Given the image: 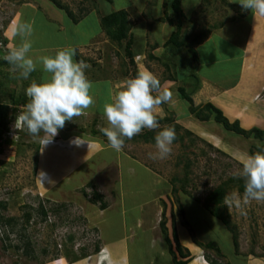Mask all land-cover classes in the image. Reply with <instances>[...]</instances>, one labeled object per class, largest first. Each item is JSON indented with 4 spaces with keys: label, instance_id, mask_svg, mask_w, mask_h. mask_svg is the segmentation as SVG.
Returning a JSON list of instances; mask_svg holds the SVG:
<instances>
[{
    "label": "rangeland",
    "instance_id": "obj_1",
    "mask_svg": "<svg viewBox=\"0 0 264 264\" xmlns=\"http://www.w3.org/2000/svg\"><path fill=\"white\" fill-rule=\"evenodd\" d=\"M62 1L74 12L82 11L78 9L82 6V0ZM83 1H90L100 6V9L106 8V14L119 7H130L129 20L135 40L132 49L137 56L135 64L130 63L126 55L125 41L119 44L105 33L98 34L101 30L100 13L95 9L87 14L88 10L84 11L86 15L75 23L49 0H0V43L7 41L0 55L2 59L8 49L16 45L15 36L9 28L14 23L13 19L22 15L21 21L32 23L34 28L30 37L32 48H44L41 56L54 55L59 50L57 47L63 44L72 48L89 45L82 53H86L85 56L91 60L87 68L89 70H85L87 75L103 78L111 74L113 77L111 85L106 81H92L94 106L73 121H66L65 127L59 129L46 146L42 147L39 140L33 139L26 131L15 128L16 117L24 107L9 114V130L3 133L0 140V217H15L17 221L8 225L0 220V264L70 263L75 257L82 256V251L86 255L96 253V247L108 241L107 236L122 235L130 223H135L141 217L145 218L146 223L148 220L150 223L153 221L157 234L147 239L151 232L135 227L133 238L130 239L133 240L130 255L132 264H149L152 257L159 256L160 238L164 239L160 226L164 212L169 220L167 226L170 232L176 227L177 219H184L183 225L192 229V235L204 243H217L223 257L214 250L206 252L219 264H248L255 258L264 262V202L252 201L244 205L243 209L235 206L228 209L226 206L232 223L237 226V250L229 228L194 198L204 199L222 181L239 176L243 160L252 155L251 149L256 150L264 142L229 131L214 120L200 121L189 113V103L180 98L178 88L184 86L190 92L196 86L195 78L180 76L189 74L192 53L186 47H164L177 28L176 23L172 25L166 18L167 11L172 15L171 0ZM181 4L186 15L183 30H187L191 38L223 20L233 22L230 20L232 17L237 19L252 12L230 0H182ZM51 11H54L52 15ZM93 37L102 46L99 50H95V42L90 44ZM155 43L160 46L157 54L153 50ZM225 49L229 48L222 47L217 41L212 46L203 47V52L209 59L215 58L216 53L221 57ZM35 54L30 52L34 59ZM138 54L142 55L141 58ZM92 61H98L101 67H96ZM164 61L171 66L169 72L178 75L177 82L166 79L169 72ZM11 67H1L0 99L13 107L11 94L25 92L32 80L42 82L47 74L43 72L42 65L37 63V70L25 80L19 70L13 72ZM135 70L152 72L160 82L166 83L162 90L172 93L171 101L159 106L155 113L162 118L170 117L172 121L159 123L160 129L154 131L170 126L175 129L176 136L184 135V139L173 141L172 152L165 159L150 158L149 154L157 151L155 144L145 143L136 137L125 139L123 149L116 152L109 147L107 137L100 131L108 126L106 118L102 116L104 104L114 100L127 80L135 76ZM202 71L211 76L218 74L212 67H204ZM235 71L231 70L230 73ZM245 114H249V111L244 109L237 116ZM262 116L263 113L260 118ZM175 124L182 128L176 129ZM250 125L242 126L246 129L253 125L264 128V120L250 122ZM183 127L190 130L191 134L185 133ZM146 131L149 130L145 129L142 133ZM66 138L74 142L60 141ZM77 138L87 143L77 146ZM41 173L46 178L42 179ZM184 185L190 193L183 191ZM96 191L105 197V208L100 202L93 203L90 200ZM231 193L240 192L232 188L228 195ZM1 203H5L6 207ZM40 204L47 210L45 220L40 213ZM180 205L184 208V215L180 212ZM27 213L31 214L28 223ZM100 224L105 242L100 234ZM27 241L32 243L36 259L25 253ZM164 246L168 248V243L162 242L161 247ZM165 259L158 257V262Z\"/></svg>",
    "mask_w": 264,
    "mask_h": 264
},
{
    "label": "clouds",
    "instance_id": "obj_2",
    "mask_svg": "<svg viewBox=\"0 0 264 264\" xmlns=\"http://www.w3.org/2000/svg\"><path fill=\"white\" fill-rule=\"evenodd\" d=\"M230 2H238L243 9L264 16V0ZM33 32L32 23L14 22L12 33L20 38V42L10 47L3 58L12 66L11 71L19 70L25 80L37 70V63L42 65L43 72L47 74L42 82L32 80L25 89L27 103L17 115L15 123L18 131H26L33 139L39 140L43 147L51 143L58 130L65 127L66 121H73L93 107L95 99L91 95L92 82L85 71L89 65L83 60L74 59L75 48L64 47L52 56L44 55L34 60L30 55L33 46L30 37ZM171 99L172 93L161 89L160 80L152 72L140 71L129 78L114 100L103 107L108 126L100 131L107 137L109 147L120 152L125 139L131 140L145 129H160L156 110ZM154 139L157 151L150 153V158L165 159L172 152L176 131L173 127H164L156 132ZM75 143L79 146L87 142L77 138ZM239 176L244 180L243 192L224 197L228 209L233 206L243 209L244 205L252 201L264 202V151L247 156L242 162ZM40 177L46 178L44 173Z\"/></svg>",
    "mask_w": 264,
    "mask_h": 264
},
{
    "label": "crops",
    "instance_id": "obj_3",
    "mask_svg": "<svg viewBox=\"0 0 264 264\" xmlns=\"http://www.w3.org/2000/svg\"><path fill=\"white\" fill-rule=\"evenodd\" d=\"M81 3L82 6L79 7L78 9L82 11L81 12L75 11L76 15L80 16L82 12L88 10L86 12L87 14L90 10L95 9L100 13L99 15V20H100V16L106 14L107 12L106 8L100 9V6L97 7L90 1L82 0ZM123 9L128 10L129 13L130 7ZM115 10H121V9L119 7L118 9ZM52 13H54V11H51V15ZM86 14L84 13V16ZM21 16L22 15H19L17 19L15 20L13 19V21L14 22L21 21ZM12 25L10 26L9 30L12 29ZM101 33H104L102 29L98 34ZM6 37L9 38L10 40V37L8 36ZM94 37L92 38V42H90V44L95 42V44H97L95 50H99L100 47L102 46L98 40L97 41L95 40ZM14 38H15L14 39L15 44L16 45L19 44L20 38L19 37H14ZM217 41L220 42V44H222V47H227L229 49H225L221 57H219V54L216 53L215 58L211 57L208 59L207 54L203 52V47L207 48L208 45L212 46L214 42ZM156 44L158 46L155 48L153 47L154 54H157L158 52L157 50L159 49L158 47H160L158 43H155L154 45ZM88 46L84 47L82 45H76V47L73 48H78L79 53L82 54L85 49L89 48ZM64 47H69V46L63 44L62 46L57 47V49H62ZM42 50H44V48H35V47L32 48L31 52L37 53L35 54V59H37L42 55L41 54ZM196 50L199 58V62L197 64L195 71L196 78L198 79L196 80V83H198V85L196 86V88L193 89V91L192 90L190 91L193 99L195 100L194 101L195 104L199 105V104H205L207 102H213L215 105L220 107L229 117H231L230 119H235V120L239 119L242 125H244V127L251 126L250 122H254V121L260 122L261 120H264V109H263L264 108V18L259 14H253L252 12H249L247 16L245 15L244 17H237V19L234 20L233 22L231 21L226 22L224 26L218 29H213V31L209 34V36L202 43L196 46ZM85 55L86 53L84 54V56ZM138 56H140L141 58L142 55L138 54ZM136 58L137 56L135 57V60H137ZM92 62L95 63L94 65L96 67L99 68L101 67V64L98 61L96 62L92 61ZM105 62L107 63V61ZM88 65L90 66V63ZM105 65L106 64H102V66ZM214 65H218V66L215 67ZM204 67H212L214 71L218 72V74L216 76L205 74V72L202 71ZM108 69H109V64L107 70ZM234 69H236V71L234 73H230V71ZM110 71L109 73H111ZM106 73H108V71ZM87 77L91 82L94 80L99 82L106 81L109 82L110 85H111V80L113 78L111 74L106 75V77L103 78H96V77L94 78L89 75H87ZM244 109L249 111V114L247 115L245 114L242 117L237 116L238 112ZM261 113H263V116L260 118ZM102 116H104L105 118L104 114H102ZM254 126L255 125H253L252 127ZM71 137H77V136H71ZM66 139H60V141L63 140L68 142H74V140H72L71 138H69L70 140L69 139L66 140ZM88 142H91V140L88 139ZM179 208L181 212L183 206L180 205ZM183 220L177 219V221H175L176 224L175 228L181 244L185 248L189 249L191 253V259L188 264H211L207 260L208 254L206 250H204L198 244V242L199 241L202 242V240L198 239L197 236L192 235L193 233L192 229L189 227H185L183 225L185 224ZM167 222H169V220H167ZM149 223L150 220H148V223H146L144 217L138 218L135 223L133 224L130 223L128 225V228L124 230L122 235L116 236V234H114V237L110 235L111 238L107 236L108 241H106L103 238V229L100 228L101 226L100 224L99 225L100 234L102 233V238L104 242L106 241L103 244V246H100L99 250H95L96 253L91 252L85 257H82L77 260H73L70 263L71 264H132V259L130 255L131 254L130 245L133 240L130 239L133 238L132 235L134 234L135 227L137 228L141 227L143 230H147L151 232V235H148L147 239L149 237L152 238L154 237V234L155 236L157 234L155 233L156 228L153 227L154 224L153 221H151L150 224ZM123 224L125 225V222H123ZM130 228L133 230V233L131 232ZM171 234H172V230L171 232L169 231L170 237H172ZM161 238L159 244L160 248L158 249V253H159L158 257L160 258L164 257V259L165 258L167 259H165L163 262H158V257L155 255L156 257H152L149 264H168L173 261V255L170 252L169 245L168 248H165V246L164 248L161 247L162 242H166L164 240L165 238L164 239L162 238L163 240ZM99 245L101 244L99 243ZM155 245H157V243H155ZM70 263L66 262V264H70ZM248 264H264V262L262 260H258L257 258H255L252 261L250 260Z\"/></svg>",
    "mask_w": 264,
    "mask_h": 264
},
{
    "label": "trees",
    "instance_id": "obj_4",
    "mask_svg": "<svg viewBox=\"0 0 264 264\" xmlns=\"http://www.w3.org/2000/svg\"><path fill=\"white\" fill-rule=\"evenodd\" d=\"M49 1L52 2V4H54V6H56L58 9L63 10L64 13L67 14L69 18H72L75 23L78 22L84 16V12H82L80 16L76 15L73 9L70 8V6L66 4L65 2H63L62 0H49ZM181 1L182 0H171V5L173 8L172 15L168 14V11L166 13V18L169 21V23L172 25L176 23L177 28L175 31L172 32L169 39L164 43V47L169 46V45H172V47L175 46L177 48L186 47L187 50L192 53V59L190 62V66L187 62L189 66V69H188L189 74L188 75L180 74V76L184 78L186 76L196 78L195 71H196L197 64L199 62V58H198V53L195 47L198 44L202 43L209 36V34L212 32L213 29H218L224 26L226 21L223 20L219 23H216L210 26L209 28H207L206 30L201 31V33L194 35V37L191 38L190 33L187 30L186 31L183 30L184 23H185L184 20L186 18V15L183 11ZM235 19L236 17H232L230 20L234 21ZM100 24H101V29L112 41L117 42L119 44L123 43L124 41L126 42V55L129 57L130 63L135 64V57H136L135 54L136 53L132 49L135 40H134V36L131 33L132 23L129 20L128 11L125 9H121V10H115L110 13L104 14L100 16ZM4 42L7 43V41H4ZM4 42L2 41L0 43V45H2V47H0V55H1L2 50H4V47H6ZM157 46H158L157 44L154 45V48ZM75 50H76L75 60L77 61L83 60L85 63H89L91 61L88 57H85L83 54H80L78 51V48H75ZM152 58H159V57L152 56ZM3 65H10V64L6 60L2 59V57H0V72H1V67ZM164 65L167 67L168 72H169L171 70L170 69L171 66L168 65L165 61H164ZM137 73L138 71L135 70L134 71L135 76ZM166 79L169 82H177L178 75H173V72L172 73L169 72L168 77ZM195 80H197V78ZM160 83H161V89H162L163 85H165L166 83H162V82ZM1 86L2 84H0V87ZM196 86H197V83H196ZM196 86H194L193 88H196ZM178 90H179L178 92H179L180 98L183 100H186L189 103V108H188L189 113L194 115L198 120L204 122V121H210L213 119L215 122L222 124L229 131H233L246 138L253 137V138L259 139L264 142V128L255 126V127L246 129L241 125V121L239 119L231 121L225 115L224 111L220 107L215 105L213 102H207L205 104L196 105L191 95V92H189L184 86H180ZM10 98H12L13 107L11 106L10 103H4L0 99V140L2 139L1 136L3 135V133L9 130V123H10L9 114L18 112L20 107H24L25 104L27 103V97L25 96V92H21L19 94L17 93L11 94ZM156 117L159 123L172 121V119L167 116L163 118L160 116H156ZM174 127L176 129L182 128L181 125L179 124H175ZM184 130H185V133L191 134L190 130H187L185 128ZM155 135H156V132L153 130V131L143 132L135 137L142 139L143 142L145 143L155 144V139H154ZM183 136L184 135H180L179 137L176 136V139L174 141L177 142V140L179 139L180 141H183L184 139ZM260 151H264V143H262L256 150L252 148L250 152L252 155H254ZM184 180L187 181L186 178ZM243 187H244V180L242 177L231 176L228 179L222 181L217 186H215L212 190H210L209 193L204 197V199H200L197 196L194 197L196 201L203 203L206 210H208L213 216L219 218L229 228L230 232L233 235L234 246L237 250L239 248V240H238L239 234L237 231V226L232 223L230 214L227 211V207L224 203V197L228 195V191L232 188H237L238 191L242 193ZM174 190L176 191L177 189L175 188ZM183 191L189 192L188 189H186L185 185L183 187ZM104 198L105 197L103 196V194L96 191L92 195V197H90V200L93 203L100 202V205L102 206V208H105L107 206V203L104 201ZM2 206L6 207V204L4 203ZM181 212L183 213V208L181 209ZM40 213L42 215V218L45 220L47 218V210L45 209L43 204H40ZM30 219H31V214L27 213L26 222L28 223ZM0 220L3 223L5 222V224H8V225H12L17 221L15 217H9L7 219H3L2 217H0ZM160 226H161L165 241L166 243H168L170 252L173 255V261L168 264H188L191 259V253L189 249L185 248L181 244L178 238V234H177L175 226L172 229V234H171L172 237H170L169 229L167 227V218H166L165 212L162 213V219L160 221ZM70 238L71 240L73 239L72 237ZM198 244L200 245V247H202L206 251L214 250L219 256L221 257L224 256V254L221 252L220 247L215 242L204 243V242L199 241ZM25 250H26L25 253L29 255L31 258H34V259L37 258L36 255L34 254L32 243L30 241L26 242ZM96 250H99V246L96 247ZM82 253H83L82 256H79L78 258L75 257L74 260H77V259H80L86 256L85 251H82ZM207 254H208L207 260L211 264H219L217 259L210 257L209 253ZM227 264H231V263H227Z\"/></svg>",
    "mask_w": 264,
    "mask_h": 264
}]
</instances>
